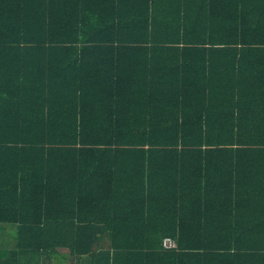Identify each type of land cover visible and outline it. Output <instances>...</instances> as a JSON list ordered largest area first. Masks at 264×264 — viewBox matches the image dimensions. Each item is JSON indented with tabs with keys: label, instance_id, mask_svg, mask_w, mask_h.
Listing matches in <instances>:
<instances>
[{
	"label": "trees",
	"instance_id": "1",
	"mask_svg": "<svg viewBox=\"0 0 264 264\" xmlns=\"http://www.w3.org/2000/svg\"><path fill=\"white\" fill-rule=\"evenodd\" d=\"M2 258L264 264V0H0Z\"/></svg>",
	"mask_w": 264,
	"mask_h": 264
},
{
	"label": "crops",
	"instance_id": "2",
	"mask_svg": "<svg viewBox=\"0 0 264 264\" xmlns=\"http://www.w3.org/2000/svg\"><path fill=\"white\" fill-rule=\"evenodd\" d=\"M168 250H171V249H168ZM1 252H2V251H1ZM60 252H61V253H66L67 251H66V250H60ZM2 260L4 261L5 258L0 259V264H1ZM20 260H21V262L18 263V264H24V260H23V259H20ZM49 262H50V261L48 260L47 263L49 264ZM37 263H39V264H43L41 261H40V262H39L38 260L33 261L32 259L30 260V263H29L28 261L25 262V264H37ZM69 264H79V261L74 260V262H73L72 260H69Z\"/></svg>",
	"mask_w": 264,
	"mask_h": 264
},
{
	"label": "built area",
	"instance_id": "3",
	"mask_svg": "<svg viewBox=\"0 0 264 264\" xmlns=\"http://www.w3.org/2000/svg\"><path fill=\"white\" fill-rule=\"evenodd\" d=\"M175 244H176L175 242H172V241H170V240H166V241H165V246L168 247V248L176 247Z\"/></svg>",
	"mask_w": 264,
	"mask_h": 264
}]
</instances>
